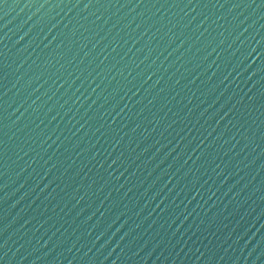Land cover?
Wrapping results in <instances>:
<instances>
[{"label":"water","instance_id":"1","mask_svg":"<svg viewBox=\"0 0 264 264\" xmlns=\"http://www.w3.org/2000/svg\"><path fill=\"white\" fill-rule=\"evenodd\" d=\"M0 264H264V0H0Z\"/></svg>","mask_w":264,"mask_h":264}]
</instances>
